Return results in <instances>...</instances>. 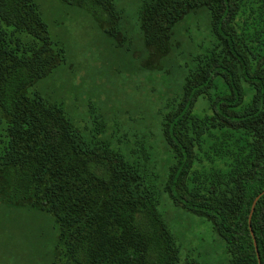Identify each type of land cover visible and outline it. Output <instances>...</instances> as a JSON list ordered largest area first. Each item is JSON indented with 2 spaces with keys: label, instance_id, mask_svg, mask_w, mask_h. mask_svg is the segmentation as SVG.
<instances>
[{
  "label": "trees",
  "instance_id": "16d2710c",
  "mask_svg": "<svg viewBox=\"0 0 264 264\" xmlns=\"http://www.w3.org/2000/svg\"><path fill=\"white\" fill-rule=\"evenodd\" d=\"M56 1L96 20L117 53L96 66L118 80L87 94L83 65L68 94L43 96L38 82L65 68L64 42L38 0H0V246L32 238L10 259L199 264L181 255L167 194L210 222L222 264H264V193L248 221L264 188V0ZM170 78L155 113L139 111L137 91Z\"/></svg>",
  "mask_w": 264,
  "mask_h": 264
},
{
  "label": "rangeland",
  "instance_id": "374dc122",
  "mask_svg": "<svg viewBox=\"0 0 264 264\" xmlns=\"http://www.w3.org/2000/svg\"><path fill=\"white\" fill-rule=\"evenodd\" d=\"M38 1L45 21L48 23L49 34L54 40L61 39L64 42L66 57L65 68H62L63 72L59 75V78L50 82L46 81V79L38 82L36 87L43 96L46 97L49 94L52 97L58 98L64 94L67 86L73 83L74 75L78 73L83 65L88 67L89 71V82L84 86L87 94L93 89L91 86H96V81H102L105 78L118 80L113 77L111 72L104 71L103 69H100V72L96 66L97 60L100 61L102 56L111 55L115 58L117 53L112 47L108 46L107 42L105 43L103 32L91 15H86L77 9L64 8L56 0ZM198 22L199 27L204 29V21L200 20ZM171 85L172 79L170 78L166 82L159 84L155 89L156 92L151 96H145L144 90H138L136 100L140 106L139 111L141 110L140 108L144 110L147 105L148 116H152L164 101L167 92L172 87ZM32 89L30 88V90ZM66 92L65 94L69 93L68 91ZM199 109L200 104L196 107L195 111ZM76 113L74 112V114ZM152 127L153 131L156 132L157 127L155 124ZM1 130L2 125H0V134L2 133ZM158 149H160L159 146ZM168 164L167 158L160 154L156 164L158 184L164 181ZM160 209L169 218L171 230L182 243L181 255L183 257L189 256L199 264H222L224 262L226 254L223 241L214 233L210 222L180 206L174 205L167 194H163L162 196ZM5 214H9V211H6ZM24 214L26 215L27 212ZM29 230L31 233L33 225L29 226ZM8 242L0 246V253L4 256L0 260V264H35L26 258L21 262L18 261V263L10 259L11 254L16 255L21 252H31V236L26 242L24 240L20 241L19 245L14 249H12L13 247H7ZM36 264L41 263L37 261Z\"/></svg>",
  "mask_w": 264,
  "mask_h": 264
},
{
  "label": "water",
  "instance_id": "95a60500",
  "mask_svg": "<svg viewBox=\"0 0 264 264\" xmlns=\"http://www.w3.org/2000/svg\"><path fill=\"white\" fill-rule=\"evenodd\" d=\"M264 193V188L263 190H261L255 197L254 199L252 200V203H251V208H250V212H249V217H248V221L250 222V216H251V213L254 209V206H255V203L257 201V199ZM253 240H254V237H253ZM254 245H255V248H256V243H255V240H254ZM257 250V249H256ZM257 252V251H256Z\"/></svg>",
  "mask_w": 264,
  "mask_h": 264
}]
</instances>
